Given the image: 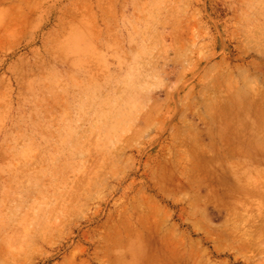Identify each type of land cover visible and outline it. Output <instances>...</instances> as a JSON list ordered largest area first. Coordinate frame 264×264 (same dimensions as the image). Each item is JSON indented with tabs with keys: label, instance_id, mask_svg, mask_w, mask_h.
Returning a JSON list of instances; mask_svg holds the SVG:
<instances>
[{
	"label": "rangeland",
	"instance_id": "1",
	"mask_svg": "<svg viewBox=\"0 0 264 264\" xmlns=\"http://www.w3.org/2000/svg\"><path fill=\"white\" fill-rule=\"evenodd\" d=\"M263 186L264 0H0V264H264Z\"/></svg>",
	"mask_w": 264,
	"mask_h": 264
},
{
	"label": "bare ground",
	"instance_id": "2",
	"mask_svg": "<svg viewBox=\"0 0 264 264\" xmlns=\"http://www.w3.org/2000/svg\"><path fill=\"white\" fill-rule=\"evenodd\" d=\"M259 93V92H258ZM261 93H262V91H261ZM264 187V186H263Z\"/></svg>",
	"mask_w": 264,
	"mask_h": 264
}]
</instances>
